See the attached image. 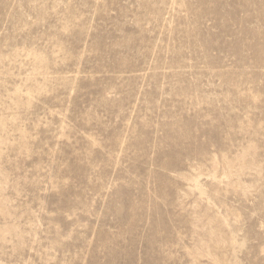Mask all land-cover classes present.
I'll return each mask as SVG.
<instances>
[{
    "label": "rangeland",
    "instance_id": "1",
    "mask_svg": "<svg viewBox=\"0 0 264 264\" xmlns=\"http://www.w3.org/2000/svg\"><path fill=\"white\" fill-rule=\"evenodd\" d=\"M0 264H264V0H0Z\"/></svg>",
    "mask_w": 264,
    "mask_h": 264
}]
</instances>
